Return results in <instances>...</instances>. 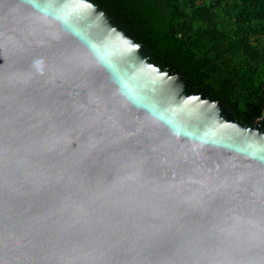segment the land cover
<instances>
[{
	"label": "water",
	"instance_id": "95a60500",
	"mask_svg": "<svg viewBox=\"0 0 264 264\" xmlns=\"http://www.w3.org/2000/svg\"><path fill=\"white\" fill-rule=\"evenodd\" d=\"M0 264H264V128L93 0H0Z\"/></svg>",
	"mask_w": 264,
	"mask_h": 264
},
{
	"label": "trees",
	"instance_id": "16d2710c",
	"mask_svg": "<svg viewBox=\"0 0 264 264\" xmlns=\"http://www.w3.org/2000/svg\"><path fill=\"white\" fill-rule=\"evenodd\" d=\"M167 70L251 125L264 105V0H93ZM264 128V121L259 122Z\"/></svg>",
	"mask_w": 264,
	"mask_h": 264
},
{
	"label": "built area",
	"instance_id": "2783aa9c",
	"mask_svg": "<svg viewBox=\"0 0 264 264\" xmlns=\"http://www.w3.org/2000/svg\"><path fill=\"white\" fill-rule=\"evenodd\" d=\"M262 121H264V105H263V108H262L261 115H260V117L257 119L256 122H262Z\"/></svg>",
	"mask_w": 264,
	"mask_h": 264
}]
</instances>
